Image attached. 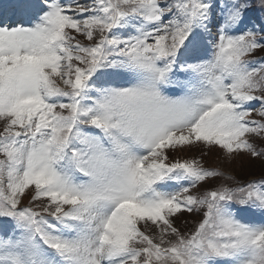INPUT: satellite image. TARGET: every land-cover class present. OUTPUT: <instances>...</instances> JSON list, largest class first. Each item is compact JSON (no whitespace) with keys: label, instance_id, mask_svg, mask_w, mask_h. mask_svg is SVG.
Listing matches in <instances>:
<instances>
[{"label":"snow or ice","instance_id":"1","mask_svg":"<svg viewBox=\"0 0 264 264\" xmlns=\"http://www.w3.org/2000/svg\"><path fill=\"white\" fill-rule=\"evenodd\" d=\"M258 51L264 0L0 6V264H264V176L177 155L264 161Z\"/></svg>","mask_w":264,"mask_h":264},{"label":"rangeland","instance_id":"2","mask_svg":"<svg viewBox=\"0 0 264 264\" xmlns=\"http://www.w3.org/2000/svg\"><path fill=\"white\" fill-rule=\"evenodd\" d=\"M196 152H192L190 154L191 158H201V152L203 151L202 148H194ZM202 159H204L206 165H215L218 166L220 169H222L225 172L231 173L235 172V174L239 177L245 176L246 174H249L250 172L253 173V175L250 176L252 179H259L260 177L256 174H254L256 171H263V166L259 162V160H255L254 162L250 160L247 156L237 157L235 161L229 162L224 154L218 150L213 149L212 151L208 152L207 155L203 156ZM203 161V160H202ZM256 167V168H255ZM255 169V170H254ZM231 171V172H230ZM236 177V176H235ZM236 179H239L236 177ZM218 181H214V183H217ZM27 203V201H25ZM190 216L189 214H184L180 219L177 220V225H185V220L187 221V224L189 223L188 219ZM191 224L195 222L197 217L192 218Z\"/></svg>","mask_w":264,"mask_h":264},{"label":"trees","instance_id":"3","mask_svg":"<svg viewBox=\"0 0 264 264\" xmlns=\"http://www.w3.org/2000/svg\"><path fill=\"white\" fill-rule=\"evenodd\" d=\"M253 162H254V161H253ZM262 166H263V170H264V165H262ZM255 168H256V167H255ZM254 170H255V169H254ZM254 172H255L254 174H256V173H257V174L261 173V172H259V171H256V170H255ZM249 174H251V175H252L253 173H252V172H250Z\"/></svg>","mask_w":264,"mask_h":264}]
</instances>
